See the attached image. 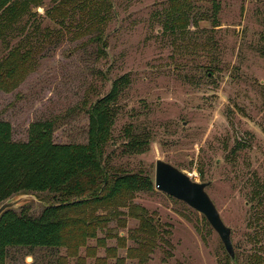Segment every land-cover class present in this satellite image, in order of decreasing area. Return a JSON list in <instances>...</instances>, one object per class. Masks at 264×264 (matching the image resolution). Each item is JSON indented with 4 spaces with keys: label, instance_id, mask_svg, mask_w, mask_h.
Returning a JSON list of instances; mask_svg holds the SVG:
<instances>
[{
    "label": "rangeland",
    "instance_id": "obj_1",
    "mask_svg": "<svg viewBox=\"0 0 264 264\" xmlns=\"http://www.w3.org/2000/svg\"><path fill=\"white\" fill-rule=\"evenodd\" d=\"M8 66L16 68L5 78ZM124 75L110 172L155 183L161 158L211 181L235 261L201 213L154 187L89 207L85 234L72 228L61 248H12L7 264H264V0L0 3V119L15 140L53 119L56 142H86L90 105ZM130 135L149 137L144 153H123ZM20 197L16 210L33 216L65 200L49 191L12 198ZM142 212L159 221L154 241L138 231ZM97 215L102 223H90Z\"/></svg>",
    "mask_w": 264,
    "mask_h": 264
},
{
    "label": "trees",
    "instance_id": "obj_2",
    "mask_svg": "<svg viewBox=\"0 0 264 264\" xmlns=\"http://www.w3.org/2000/svg\"><path fill=\"white\" fill-rule=\"evenodd\" d=\"M8 1L0 0V3ZM214 9L216 13L218 5L215 4ZM178 24L174 22L171 27L175 28ZM15 68L6 67L9 72L5 78L8 75L12 77ZM128 83L126 75L119 77L113 82L109 93L90 105L88 139L83 143L56 142V122L53 119L32 122L28 139L18 141L13 138L12 124L0 119V204L28 191H49L65 199L46 206L36 216L24 209L6 211L0 217V264H7L12 248L67 246L66 239L72 228L82 234L87 232L89 207L111 206L136 192L154 190L155 183L149 175L110 172L109 169L111 156L107 155L106 146L115 122L116 102ZM4 87L0 76V88ZM129 137V141L123 145L124 154L146 151L148 136ZM73 196L79 198L71 199ZM135 216L140 220L139 233L151 237L149 242L154 241L158 233L155 223L159 221L153 222L144 212ZM90 217L93 219L90 223H102L98 215ZM149 242L140 240V249L146 251ZM116 264H125V259H118Z\"/></svg>",
    "mask_w": 264,
    "mask_h": 264
},
{
    "label": "water",
    "instance_id": "obj_3",
    "mask_svg": "<svg viewBox=\"0 0 264 264\" xmlns=\"http://www.w3.org/2000/svg\"><path fill=\"white\" fill-rule=\"evenodd\" d=\"M210 184L211 181L193 179L181 168L161 158L156 161L155 188L201 213L219 235L233 262L235 261V248L232 241V228L225 223L216 203L209 194L207 187ZM12 197L0 204V217L6 211L19 206L22 198L14 199Z\"/></svg>",
    "mask_w": 264,
    "mask_h": 264
}]
</instances>
